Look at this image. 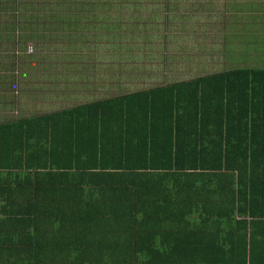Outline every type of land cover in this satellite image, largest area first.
Listing matches in <instances>:
<instances>
[{"label": "trees", "instance_id": "trees-1", "mask_svg": "<svg viewBox=\"0 0 264 264\" xmlns=\"http://www.w3.org/2000/svg\"><path fill=\"white\" fill-rule=\"evenodd\" d=\"M114 7L160 12L162 40L177 34L184 40L192 28L185 24V0H0V44L11 45L2 47L0 52H10L0 60L12 61L10 72L0 65V167L19 172V187L4 188L0 212L20 246L13 253L4 245L0 264H264V62L242 60L222 70L212 58L205 63L216 70L179 79L174 77L199 65L186 69L177 56L170 65L160 54L152 58L158 50L148 40L137 48L124 46L123 56L168 67L170 75L160 74L159 82L151 75V87L62 107L55 104L60 95L51 105L38 96L35 85L49 69V80L79 68L80 86L104 84L102 75L87 73L101 61L92 42L115 38L114 26L144 29L134 14L115 15ZM206 8L200 13L211 21L214 7ZM234 8L230 17L239 19ZM244 10H253V28L264 21V0ZM91 11L98 14L90 17ZM241 21L202 25L199 36L221 39L212 49L222 55L259 50L253 38L259 28ZM90 28L101 32L88 33ZM28 41L33 55L25 54ZM185 45L191 46L181 41ZM43 52L41 61L27 63ZM45 56L70 66L47 67ZM74 58L76 64L68 61ZM145 65L134 66L146 71ZM14 68L35 72L12 94L7 85ZM122 68L109 78L118 87L127 67ZM22 93L36 96L40 107L48 105L44 113H27ZM17 189L20 199L15 193L12 201Z\"/></svg>", "mask_w": 264, "mask_h": 264}, {"label": "rangeland", "instance_id": "rangeland-1", "mask_svg": "<svg viewBox=\"0 0 264 264\" xmlns=\"http://www.w3.org/2000/svg\"><path fill=\"white\" fill-rule=\"evenodd\" d=\"M241 0H211V2L209 1H205V2H201V0H194L193 3L190 4V7L192 8V10H195L196 13L197 11H204V12H208L209 8H206L207 4H211V6H213L214 8H211L209 11L211 12V16L212 19L210 22L214 23L215 25H220L219 27H222L223 25H225L226 23L229 24L230 21H235V20H239V19H233L232 17H230V14L235 10L234 6L238 5V3ZM246 2H250L252 3V0H246ZM151 2H147V4H150ZM188 7V6H187ZM123 8V7H122ZM114 9V14L121 16L124 11L123 10H119L117 8H113ZM125 9V8H124ZM106 14H108L107 12H105ZM129 13V12H128ZM227 13L229 16H227ZM97 11L95 12H90V17L97 15ZM247 16L252 17L253 16V10H250L247 14ZM95 17V16H94ZM135 17H137L135 19V21H139L140 23H143L145 21V19L150 18L151 20V12L149 10H141L135 13ZM230 19V21H228L227 19ZM253 18H260V14L253 17ZM97 19V18H95ZM91 20V18L89 19V21H91L92 23L95 21ZM164 19V18H163ZM252 19H250L249 21L251 22ZM207 18H195L192 19L191 24H189L191 28L190 33L188 34V37L183 41L184 43L193 45L192 47L190 46H184L183 48H181V41L179 39V35L177 34L176 36L173 37V39H169L166 38L164 40H162L160 34H161V28L160 27H156V25H154L153 23H151L150 21L148 26L146 27V29H148L147 32L153 33L152 35H150L151 37V45L153 47H155L156 49L153 50H158V53L156 54H149L151 57L155 56V55H159L161 56V58H165L167 59V64L170 65V59L173 56H177L179 57V64L184 66V68H189V69H195L194 67H197V64L199 65L198 69L199 70H192L191 72L187 73V74H182L178 77H174V78H179V79H186V78H190L192 75H196V74H200L199 72H201L202 75L207 74L209 72H212L214 70H216V68L218 69H222V70H226L229 67H235L236 65H240L242 64V60H246V61H250V64H259L260 62H264V39L262 38L261 34H264V21L260 20L259 21V25H254L255 28H253V26L249 25V21L247 22L248 25H244V27H249L252 30H256V28H259L258 32L253 33V38L256 37L257 39L255 40L256 43L258 44H254V46L259 49L256 51H251L250 49L247 50L246 54L247 55H240V52L237 51V56L235 54V52H233V56L231 57V53L230 56L229 53H225V55L220 54L219 52L217 53V51H215L213 48H217L220 44L221 39L218 41V38L212 40L213 36L208 35V34H202L201 36L200 33L201 31L203 32V28H202V24L206 23ZM232 24V22H231ZM246 24V23H245ZM234 25V24H233ZM236 28L237 25H236ZM232 29V28H231ZM249 29L248 31L251 32L252 30ZM194 31V34L193 32ZM88 33H95V32H101V30L99 28H90L87 30ZM209 32H213V30L209 31ZM123 34H125L126 32H122ZM198 33V34H196ZM214 35H218V33H213ZM203 35L205 37H207L209 40H203ZM195 38V41L191 40V38ZM206 41V42H205ZM136 42V44H135ZM133 41L131 39L127 40V43L130 45H135L136 48L137 46H141L143 43L142 39H137L136 41ZM164 42V45H163ZM214 43L215 45L211 44ZM94 45H96L97 47V52H99L100 56H101V61H100V66L96 65L95 68L92 70L93 74L96 73V76H99L102 73H105V75H103L101 77L102 81H105L104 84H108L110 83V79L108 78L109 75H111V73H114L116 71H122V67H127V66H133V65H141V63L143 62L144 64L147 65V70L146 73L143 74L144 79L143 80H137L135 77L130 78L129 81L130 83L133 85L135 82L139 83V84H146L149 82V76L153 73V77L155 79V82H159L161 78H159L160 73L162 75H160L161 77L164 76H169L170 73L168 71V67H163V65H159V64H154L155 61H151L148 62L141 60V58H137V59H132V58H125L123 56V51L126 49L123 45H121L119 43L118 40L114 41L113 39H109L105 40L102 39L99 40V38L94 42H92ZM205 43H207L208 45H206ZM145 45V44H144ZM164 46V47H163ZM211 46V48L209 47ZM2 47L8 48L7 50L11 49V45L6 46L3 44H0V50L2 49ZM160 47H162L160 49ZM74 50V48L71 49V52ZM87 51V48H86ZM10 51H4V52H0V56L1 53H5L6 56H9ZM35 53V48L33 47L32 43L30 41L26 42V48H25V54L26 55H33ZM45 54V52H43V54H38L36 56L35 59H30L27 61V63L30 64H35L34 61L40 60L41 57H43ZM92 55H89V57ZM99 56V57H100ZM121 56V58H120ZM195 56H200L201 60L198 62L197 60H194ZM46 57V56H45ZM155 58V57H152ZM215 58V63H219V66H216V68H213V66L215 65H207L205 62H207L208 64L210 63L211 59ZM37 59V60H36ZM16 61V62H15ZM14 65L20 61H22V59H15ZM41 61V60H40ZM69 62H73L74 64H76L78 62V60H76L74 58V60L69 59ZM142 61V62H141ZM46 62H47V67H54L57 66L59 70L60 68L64 67V66H70L69 63L65 62V63H56L50 56L46 57ZM22 64H26V63H22ZM65 64V65H64ZM0 65H2L3 67H5V69H8V71L10 72L12 68L9 67V65L12 66V61L11 58L9 59L8 57L5 59L0 60ZM145 65V66H146ZM226 65V66H225ZM248 67V66H246ZM10 69V70H9ZM1 70V68H0ZM36 70V69H35ZM51 70V71H49ZM45 72V77L43 82L41 81V83H37L35 85V87H38V96L39 94H45L47 93V104L51 105L52 102V98L57 97V95H62L64 93L66 94H70L72 95L73 91L77 89V91L79 92V84L76 83H72L69 80L63 79L61 74H58V78L54 77L52 79L49 80L50 77V72L53 71V69H49ZM221 70V71H222ZM154 71V72H153ZM206 71V72H205ZM32 72L35 71H30V70H17L16 68H14V71L11 73L12 78H10L11 81H9V85L8 88H11V93L14 94L16 88L13 89V87H23V85H28L26 83V80H24L27 76H29ZM49 75L48 77H46V75ZM136 76H138V73H136ZM142 76V75H140ZM103 77H107V80H104ZM4 82V81H3ZM124 83V82H123ZM103 84V85H104ZM122 83H120L121 86ZM102 85V86H103ZM136 87V86H135ZM133 88V87H132ZM132 88L127 89L128 91L132 90ZM59 89V90H58ZM107 90H110L109 88ZM18 90H16L17 92ZM20 92V91H19ZM77 92V93H78ZM62 93V94H60ZM52 97V98H51ZM86 99V98H85ZM83 100V98H82ZM23 103V101H21ZM70 102V97L66 96L65 97V104ZM41 104V103H40ZM37 104L34 105L32 103L31 107H35L37 110L35 112H42V110H44L47 106L45 107H40L42 105ZM28 106V105H25ZM35 108H27L26 107V112L29 113V111L34 110ZM24 113V112H23Z\"/></svg>", "mask_w": 264, "mask_h": 264}, {"label": "crops", "instance_id": "crops-1", "mask_svg": "<svg viewBox=\"0 0 264 264\" xmlns=\"http://www.w3.org/2000/svg\"><path fill=\"white\" fill-rule=\"evenodd\" d=\"M185 1L190 5L191 3H193L194 0H185ZM205 1H211V0H201V2H205ZM261 1L262 0H252V3H250V2H246V0H241L238 3V8L236 10L238 13L241 14V16H240L241 20H247V21H249L251 19V17L245 16L247 14V10H244V7L246 5L259 3ZM174 3H175V1H173V4ZM163 6H165V4L162 5L161 7H163ZM145 10H149L151 12V17H152L153 20H151L150 18L145 19V21L142 23V24H144V29L141 32H136V31L130 30L127 27H125V28H119L120 30H118L114 26V27H111V31H112L113 37L116 36L115 38L112 37L113 40L114 41H116V40H118V41H124L125 42L124 44L121 43V42H119V43L122 44L125 47L130 46V44L127 43V40H129V39L133 40L134 42L137 39H142L143 40L142 45L145 42H147L148 40H152L151 37H150V35H152L153 33H151V31L150 32H147L148 29H146V27L149 24V22H147V21H150L151 23H153L154 25H156V27H159L157 25V20H160L161 13L160 12H155L151 7H148V9L146 8ZM123 11H125V10H123ZM131 14H134L133 16H135V12H129V13H123L121 15V17H127V16H130ZM173 14H174L173 11H170L168 13V15L170 17H172ZM205 16H208V13H200L198 11L196 13V11L195 10H192V8L190 7V13L188 14V17L185 20V24L188 25V26H189V24L192 25L191 24L192 19L202 18V17H205ZM227 16H229L228 13H227ZM245 17H247V18H245ZM206 18H207L206 23H204L202 25H206L208 27H210L212 25H215L214 23H212V22L209 21V18L208 17H206ZM240 18L238 20L239 22L241 21ZM227 20L230 21L229 18ZM251 21L252 22H255L253 20H251ZM230 22H232V21H230ZM241 22L245 23L244 21H241ZM244 25H248V24H244ZM125 26H127V23L125 24ZM162 29L163 28H161V30ZM122 32H126V33L123 34ZM135 44H136V42H135ZM192 46L193 45H191L190 47H192ZM196 58H197V56L195 57V59ZM137 66H141V65H137ZM82 73L83 72L80 71L79 68H76V71H66V72H61L60 74H61V76H62L63 79L69 80L73 84L74 83L77 84V80L78 79L83 82V80L80 77V74H82ZM87 73L93 74L92 70L89 71V72H87ZM136 73H138L137 79L138 80H143L144 79V76H145L143 74H145L146 71L144 69H142V68L140 70H136L135 69V66L133 65V66H127V68L123 72V74L125 75V77L127 76V74L136 75ZM102 74L105 75V73H102ZM102 74H100V75H102ZM140 75H142V76H140ZM151 75L153 76V73ZM151 75L149 76V82L148 83H146V84H133L134 85V88H132L133 85L130 83L129 80L128 81H125L124 80L125 77L122 80V82H124L123 85H121L119 87L116 86V85H114V84H112L110 82L108 84H104L103 86H98L97 88H92V87H90L91 82H88L85 85H82V86L79 85L80 86L79 92L76 89V90L73 91L72 95L66 94V93L62 94L60 96V98H59V102L58 101H55V104L56 105H59L60 107H62L63 105H66L65 104V97L66 96H68V97L71 96L69 103H74V102H77V101H79L81 103H84V102H86L88 100L98 99V98L103 97V96H106L107 97V96H110L112 94H118V95H120V94L129 93V92H132L134 90L141 89V88H149L152 85ZM108 78H111V79L114 80V73H111V75H109ZM116 87L119 89V91H120L119 93L116 92ZM108 88L110 90H107ZM129 88H132V90H130V91L125 90V89H129ZM39 95L40 96L41 95H45L46 98L48 97L46 94H39ZM20 97H21V100L20 101H23L24 106L25 105H28V106H25V107H27V108H29V107L30 108H35V107H31V105H32V103L34 105H36V96H32V95L30 96L29 93L28 94H26V93L23 94L22 93V94H20ZM82 98H83V100H82ZM36 110L37 109L35 108L32 111H34V113H35ZM36 113L37 114H42L44 112L42 111V112H36ZM14 173H19L17 167H11V168L10 167H6V168L0 167V209L2 208V205H3V199H4L3 196H4V192H5V189L4 188L6 187V185L7 184L12 185L11 188H6L9 192H10V190L12 188L14 189V187H19V185H18L19 178L17 176L14 177ZM4 177H5V180H4ZM15 193H16V199L17 200L20 199L19 189H17L16 192L14 190L12 192V196H13L12 197V201H14V199H15V197H14L15 196ZM4 218H6V216L3 213L0 212V250H3L5 248L4 247V245H5L7 249H11L12 248L13 249V253H15L14 252V249H20V246H19L18 241H17V246H16V241H15V237H14V235H15L14 229L12 227L10 228V226L8 227V226H6L4 224ZM14 219L15 218H12L13 223H14ZM0 256H2L4 258L3 253H0Z\"/></svg>", "mask_w": 264, "mask_h": 264}]
</instances>
